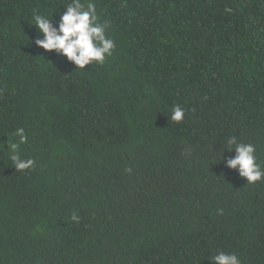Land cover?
<instances>
[{
	"label": "trees",
	"instance_id": "obj_1",
	"mask_svg": "<svg viewBox=\"0 0 264 264\" xmlns=\"http://www.w3.org/2000/svg\"><path fill=\"white\" fill-rule=\"evenodd\" d=\"M70 2L0 0V264H264V178L226 144L264 168V0H94L115 48L83 69L28 21Z\"/></svg>",
	"mask_w": 264,
	"mask_h": 264
},
{
	"label": "clouds",
	"instance_id": "obj_2",
	"mask_svg": "<svg viewBox=\"0 0 264 264\" xmlns=\"http://www.w3.org/2000/svg\"><path fill=\"white\" fill-rule=\"evenodd\" d=\"M65 9L58 27H54L51 23L53 12L50 15L33 14L32 19L28 21L35 25L43 36L35 43L45 50L61 52L81 69L93 61L103 64L115 48L114 40L106 34L109 21H101L94 0L87 2L71 0L65 5ZM184 114V108L177 104L172 107L170 118L179 122L184 118ZM15 135L19 137V143L8 145L11 149L10 159L17 171L29 169L33 167L35 160L21 159L18 152L19 144L27 142L24 128H17ZM226 144L229 149L234 148L236 152L235 157L227 161L228 167H238L240 176L246 177L247 183H254L264 178V168L257 163L255 145L240 142L234 135L227 138ZM72 219L78 221L79 217L73 215ZM209 259L216 264H241V260L234 252L218 251Z\"/></svg>",
	"mask_w": 264,
	"mask_h": 264
}]
</instances>
